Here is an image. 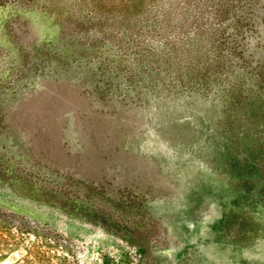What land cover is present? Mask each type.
I'll return each mask as SVG.
<instances>
[{"label":"rangeland","instance_id":"obj_1","mask_svg":"<svg viewBox=\"0 0 264 264\" xmlns=\"http://www.w3.org/2000/svg\"><path fill=\"white\" fill-rule=\"evenodd\" d=\"M0 264H264V0H0Z\"/></svg>","mask_w":264,"mask_h":264}]
</instances>
